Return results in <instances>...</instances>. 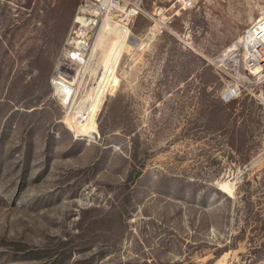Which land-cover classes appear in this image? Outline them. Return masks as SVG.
<instances>
[{"label": "rangeland", "instance_id": "1", "mask_svg": "<svg viewBox=\"0 0 264 264\" xmlns=\"http://www.w3.org/2000/svg\"><path fill=\"white\" fill-rule=\"evenodd\" d=\"M79 2L0 0V264H264V80L221 57L264 0H139L123 42Z\"/></svg>", "mask_w": 264, "mask_h": 264}, {"label": "bare ground", "instance_id": "2", "mask_svg": "<svg viewBox=\"0 0 264 264\" xmlns=\"http://www.w3.org/2000/svg\"><path fill=\"white\" fill-rule=\"evenodd\" d=\"M138 3H139V0H136L135 1L136 6L138 5ZM107 5H109L108 0H80L79 10H78V13L80 16L79 18H86V19L92 20V22H90V29H88V31L92 30V29L99 31V29L101 27L108 26V25H109L108 27H110V26L122 27V34L120 37H118L117 42H123L125 39V36H126L125 34L127 32L125 27L128 25V16H127L128 14L124 15L123 18L119 19L118 20L119 22L114 21L113 20L114 16H111V18H110L109 12H117V11H111L110 8H108V11L104 12L105 8L107 9ZM122 9H123V7H122ZM131 9L129 10V13H131V11H134L133 8H131ZM103 15H104V17H102ZM111 20H113V21H111ZM96 36H95V39L98 40V38H97L98 36L97 37ZM236 44H237V42H234L232 45H230V47H228L224 51V53H228L230 51V49L232 50L233 48H235ZM99 47L100 46L98 44L95 46V50L98 52L100 50ZM114 47H115V45H114ZM108 50H109V48H108ZM81 51L83 54H87V51L85 49H81ZM117 51H118V47H116L114 52H111V54H105V55L103 54L102 55V53H101V60H99V61L97 60L99 62L98 65L102 62L105 63V65L103 66V70L101 69V71H100V66L96 69H90L91 68L90 64L94 60V59H92V55H91V58H89L88 62H85V60H82L78 56V54L68 53L66 55V57H63L62 61L58 64V68L56 71V77H57L58 81L61 82V84L68 85L69 87L76 88L75 90H77L78 88L74 87V84L76 83L77 79L78 78L82 79L84 77V75L89 74V75H93V76H97L98 78H101L103 81L101 88L104 89L106 84L109 82V80L113 76L114 64H115V62H117L116 61ZM108 53H110V52H108ZM75 63H79L78 65H80V66L75 65ZM230 91H231V89L227 93H229ZM73 105H74V102H73L72 106ZM88 113H91V111ZM93 116H94V114H93Z\"/></svg>", "mask_w": 264, "mask_h": 264}, {"label": "built area", "instance_id": "3", "mask_svg": "<svg viewBox=\"0 0 264 264\" xmlns=\"http://www.w3.org/2000/svg\"><path fill=\"white\" fill-rule=\"evenodd\" d=\"M135 1L127 0L131 5L130 9L138 7L140 2L136 6ZM167 1L181 8H188L197 0ZM129 10L128 15L137 13L136 9L131 13ZM234 42H237L235 48L228 53L223 52L221 56L229 75L222 92V97L227 99L233 97L243 84H256L264 80V13L244 29Z\"/></svg>", "mask_w": 264, "mask_h": 264}]
</instances>
